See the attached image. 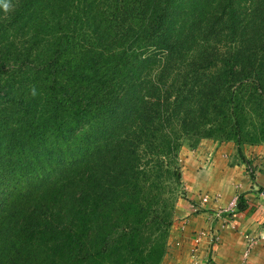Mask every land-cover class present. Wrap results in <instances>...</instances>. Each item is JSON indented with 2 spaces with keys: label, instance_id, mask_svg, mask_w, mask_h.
<instances>
[{
  "label": "trees",
  "instance_id": "trees-1",
  "mask_svg": "<svg viewBox=\"0 0 264 264\" xmlns=\"http://www.w3.org/2000/svg\"><path fill=\"white\" fill-rule=\"evenodd\" d=\"M186 137L264 143V0H0V264H162Z\"/></svg>",
  "mask_w": 264,
  "mask_h": 264
},
{
  "label": "crops",
  "instance_id": "crops-1",
  "mask_svg": "<svg viewBox=\"0 0 264 264\" xmlns=\"http://www.w3.org/2000/svg\"><path fill=\"white\" fill-rule=\"evenodd\" d=\"M206 144L208 149H202ZM198 147L189 159L181 148L187 199L176 205L162 264H264V195L256 193L259 182H252L249 162L239 157L235 143L207 141ZM236 194L245 196L247 209L222 228L226 221L217 219L215 212L226 208ZM201 196H209L210 204L200 205ZM193 206L202 213L194 212ZM250 237L257 240L256 246L245 256Z\"/></svg>",
  "mask_w": 264,
  "mask_h": 264
},
{
  "label": "rangeland",
  "instance_id": "rangeland-1",
  "mask_svg": "<svg viewBox=\"0 0 264 264\" xmlns=\"http://www.w3.org/2000/svg\"><path fill=\"white\" fill-rule=\"evenodd\" d=\"M207 141L212 145H221L224 143H235V142H225L222 141L220 139H216V138H208V139H197L195 137H186L183 141H182V147H184L185 150H187V152L185 153V157L187 159L190 158V155H192L191 153L197 151L196 148H199L198 146L200 144H202L203 142ZM236 144V143H235ZM209 144L203 145L202 149H208ZM181 147V148H182ZM238 148V147H237ZM243 153H244V158L241 157V155H239V157L243 160L247 162H249V164H247L246 166L250 167L248 168V172L251 170V173L249 172V176L251 177V179L253 180L252 182H256L258 181V191L256 193L260 194V195H264V143L261 144H257V145H243L242 147ZM180 155H181V150L178 154V157L176 158L175 161H173V167L174 169L178 172V173H182V163L181 159H180ZM184 155V154H182ZM244 164V163H243ZM182 178V176H181ZM173 189V193H174V198H175V203L178 204V202L181 199L186 200V195H187V191H186V187L185 184L183 183L182 179L180 183H175L174 181H171V186ZM239 192V191H238ZM210 195V194H208ZM242 195V194H241ZM241 195L236 194V196L233 197V199L235 197H240ZM229 204H227L226 208L223 209H219L218 211H216L215 213H217V215H219V217H217V219H220L222 221H226L223 223L222 228L228 226L229 224V220L233 219L236 215H237V209L235 210V212L233 213L231 210H229ZM201 208L198 209L197 213H202V209ZM228 220V221H227ZM252 238L250 237V240ZM256 242L257 240H253V247L250 248L249 250L250 252L255 248L256 246ZM248 248V247H247Z\"/></svg>",
  "mask_w": 264,
  "mask_h": 264
},
{
  "label": "built area",
  "instance_id": "built-area-1",
  "mask_svg": "<svg viewBox=\"0 0 264 264\" xmlns=\"http://www.w3.org/2000/svg\"><path fill=\"white\" fill-rule=\"evenodd\" d=\"M211 202V198L209 196H201L200 197V205H208ZM238 202H239V197H235L230 204L228 205L229 210H231L233 213L235 212V210L237 209L238 206ZM199 207L193 206V210L194 212H198ZM217 217H219V215H217ZM249 247L252 248L253 247V241L249 240L248 241ZM249 247L246 251V255H248V253H250Z\"/></svg>",
  "mask_w": 264,
  "mask_h": 264
},
{
  "label": "clouds",
  "instance_id": "clouds-1",
  "mask_svg": "<svg viewBox=\"0 0 264 264\" xmlns=\"http://www.w3.org/2000/svg\"><path fill=\"white\" fill-rule=\"evenodd\" d=\"M4 10L7 11L10 7V5L8 3H4L3 4Z\"/></svg>",
  "mask_w": 264,
  "mask_h": 264
}]
</instances>
